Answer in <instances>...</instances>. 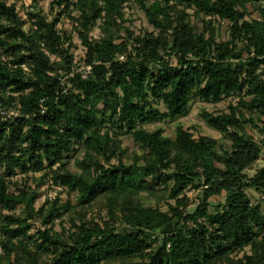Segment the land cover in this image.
I'll use <instances>...</instances> for the list:
<instances>
[{
	"label": "trees",
	"instance_id": "trees-1",
	"mask_svg": "<svg viewBox=\"0 0 264 264\" xmlns=\"http://www.w3.org/2000/svg\"><path fill=\"white\" fill-rule=\"evenodd\" d=\"M7 1L0 111L16 116L0 115V264H264V165L247 174L264 152V0H133L153 29L142 35L125 26L129 0H51L50 19L39 8L27 13L29 30ZM188 10L203 17L200 32ZM63 19L84 49V71L72 33L57 28ZM228 98L237 102L226 112H201L228 149L181 125L174 137L145 128ZM123 136L141 148L129 164ZM40 173L36 186L75 193V204L35 209L37 188L25 184ZM189 189L201 193L192 211ZM94 211L106 219L88 218ZM64 218L68 230L54 231ZM31 220L48 228L31 235Z\"/></svg>",
	"mask_w": 264,
	"mask_h": 264
},
{
	"label": "rangeland",
	"instance_id": "rangeland-1",
	"mask_svg": "<svg viewBox=\"0 0 264 264\" xmlns=\"http://www.w3.org/2000/svg\"><path fill=\"white\" fill-rule=\"evenodd\" d=\"M51 0H8L7 4L8 5H13L15 10L19 12V15L21 18L25 21V30H29L30 22L27 20V13L28 12H34L36 11L37 8H39L45 15H47L48 19L51 18L49 14V3ZM248 11L250 12V18L255 19L257 18V13L251 6H248ZM190 14V22L194 27V30L197 32H200L202 30V16H195L193 15V10H188L187 11ZM124 18L126 19L125 26L129 28L135 35H142L145 32H152L153 29L151 26L148 25L147 20L145 18L144 13L138 8L137 4L133 0H129L128 3L125 4L124 8ZM213 20V19H212ZM214 26L219 29V39L220 40H226L227 39V31L226 27L227 24L225 22H218V19H216V23H214ZM220 26V27H218ZM57 28L60 31H66L67 33H72V52L74 55V60L79 66L78 71H84V68L80 60L83 58L84 55V49L80 45V41L76 35L72 31V23L68 19H63L57 26ZM124 35V34H122ZM92 39H98L100 36L99 29L95 28L91 34H90ZM237 102L236 98H228L223 100L222 102L212 105V104H207L204 102H195L192 104L191 111L189 115L185 118L179 119L175 122H168V123H162V124H157V125H149L146 126L145 128L148 130H153L157 127L163 129V135L169 136V137H174L175 133V128L177 125L183 126L184 129H189L191 133L194 135L195 138H198L199 136H208L217 141V144L221 147H224L228 149L229 143L224 139L222 135L211 129L205 121L201 117V112L205 110L206 112L217 114L220 112H226L227 106L232 103L235 105ZM160 110L163 111L164 107L159 106ZM0 115L4 116L5 118H8L10 116H16V112L13 110H8V111H0ZM250 116V115H249ZM245 130L248 134L252 135L255 140H258L256 130L251 129L249 125L245 126ZM120 140L122 142V148L125 150L126 154L125 157V164L131 163L133 160L134 154H140L141 153V148L139 145L135 144L133 140L129 136H123L120 137ZM84 152L83 150H80L78 155L76 156V159H81L83 156ZM112 163H116V161H113ZM264 165V152L262 153V156L260 157V160L252 166L251 169L247 171V174L249 176H252L257 172L259 168H261ZM71 168L74 170V165H71ZM76 169V168H75ZM42 176V173L40 174H35L34 175V180L28 181L25 185L27 186L28 190H32L37 188L39 196L35 200L34 203V208L38 209L42 205L47 204V202H51L54 200H58L60 203H64L69 199V201L74 205L75 204V199H76V194L75 193H68L67 191L63 190L60 187L53 186L50 182L43 183L40 186H36L38 178ZM13 181L17 182V188L23 185V181L21 180L20 176H17L16 178L13 179ZM34 181V182H33ZM15 186H11V190L15 191ZM248 195L250 196V199L252 203L256 204L259 203V194H256L252 190L247 191ZM186 196L190 199L191 204L188 207V211H192L195 206L199 202V198L201 197L200 190L196 189H189V191L186 193ZM224 200V197H214L212 198L211 202L216 204V203H222ZM169 203H173V201H166ZM261 210L264 212V202L259 203ZM162 210L165 211L166 206L162 207ZM6 213V212H4ZM10 214V213H9ZM15 214L17 216H24V210L22 206H18L15 209ZM92 216H88V218H95L97 221L99 219H106L105 212L102 211L100 214L97 212H93ZM65 223L66 218H64L62 221ZM29 226H28V232L29 234H36L37 230L42 231L46 228L44 225H42L38 220H31L28 221ZM62 223L59 220L55 221V225H53V230L56 232H59L62 226H65V228L69 227L68 222L65 224Z\"/></svg>",
	"mask_w": 264,
	"mask_h": 264
},
{
	"label": "built area",
	"instance_id": "built-area-1",
	"mask_svg": "<svg viewBox=\"0 0 264 264\" xmlns=\"http://www.w3.org/2000/svg\"><path fill=\"white\" fill-rule=\"evenodd\" d=\"M86 70L88 71V70H89V68H86Z\"/></svg>",
	"mask_w": 264,
	"mask_h": 264
}]
</instances>
